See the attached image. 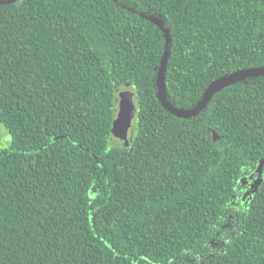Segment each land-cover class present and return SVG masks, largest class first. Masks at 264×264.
<instances>
[{
    "label": "trees",
    "instance_id": "1",
    "mask_svg": "<svg viewBox=\"0 0 264 264\" xmlns=\"http://www.w3.org/2000/svg\"><path fill=\"white\" fill-rule=\"evenodd\" d=\"M168 39L190 110L264 67V1L0 4V264H264V76L179 117Z\"/></svg>",
    "mask_w": 264,
    "mask_h": 264
},
{
    "label": "water",
    "instance_id": "2",
    "mask_svg": "<svg viewBox=\"0 0 264 264\" xmlns=\"http://www.w3.org/2000/svg\"><path fill=\"white\" fill-rule=\"evenodd\" d=\"M13 1L15 0H10L8 2L0 0V4H7ZM169 49L170 40L168 39L167 49L158 75V87L160 91L159 98L167 109H169L179 117L191 118L196 116L197 113H199L207 106L209 101L212 99L213 95L220 92L222 89L229 85L239 82L249 76H264V67L239 70L228 76L221 77L218 80L214 81L205 92L203 99L195 108L190 110L178 109L168 102L165 94V70L166 63L169 57ZM134 96L135 94L131 90H123L119 93L118 113L112 126L113 136L123 141L126 146L129 145V130L132 127L133 120L137 113V107L134 101ZM214 139H219V136L216 132H214Z\"/></svg>",
    "mask_w": 264,
    "mask_h": 264
},
{
    "label": "rangeland",
    "instance_id": "3",
    "mask_svg": "<svg viewBox=\"0 0 264 264\" xmlns=\"http://www.w3.org/2000/svg\"><path fill=\"white\" fill-rule=\"evenodd\" d=\"M0 134L2 135L1 145L7 146L9 144L10 138H9V135H8L6 129L2 126H0Z\"/></svg>",
    "mask_w": 264,
    "mask_h": 264
}]
</instances>
